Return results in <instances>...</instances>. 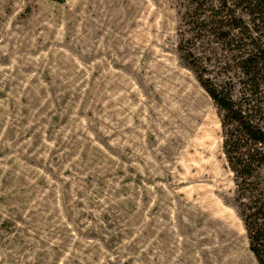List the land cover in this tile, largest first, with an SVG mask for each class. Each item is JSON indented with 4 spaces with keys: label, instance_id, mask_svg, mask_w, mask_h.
Instances as JSON below:
<instances>
[{
    "label": "rangeland",
    "instance_id": "1",
    "mask_svg": "<svg viewBox=\"0 0 264 264\" xmlns=\"http://www.w3.org/2000/svg\"><path fill=\"white\" fill-rule=\"evenodd\" d=\"M252 1L0 0V264H257L205 90L264 131Z\"/></svg>",
    "mask_w": 264,
    "mask_h": 264
},
{
    "label": "trees",
    "instance_id": "2",
    "mask_svg": "<svg viewBox=\"0 0 264 264\" xmlns=\"http://www.w3.org/2000/svg\"><path fill=\"white\" fill-rule=\"evenodd\" d=\"M263 5L261 0H253L248 6L250 9L261 13L264 10ZM259 63L260 60L256 54H247L239 63L241 72L249 78V83L254 88L258 86L255 78L259 75ZM205 90L224 113L225 119L228 120L227 126L234 127V131H231L224 142L229 167L237 179L248 178L253 165L258 163V167V165L264 164V131L257 125L249 124L246 117L238 108L235 109L234 103L227 96L216 94L207 88ZM241 139L249 141L252 145L250 148H246L244 152L235 148L236 143ZM260 192V198L254 200L255 205L250 208L252 214L247 216L244 226L250 252L257 264H264V190H260Z\"/></svg>",
    "mask_w": 264,
    "mask_h": 264
}]
</instances>
